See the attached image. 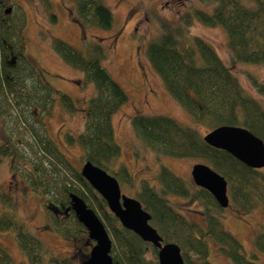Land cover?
Masks as SVG:
<instances>
[{
  "label": "trees",
  "instance_id": "16d2710c",
  "mask_svg": "<svg viewBox=\"0 0 264 264\" xmlns=\"http://www.w3.org/2000/svg\"><path fill=\"white\" fill-rule=\"evenodd\" d=\"M47 11L51 0H40ZM78 19L83 25L109 30L114 25L112 10L102 0H76ZM203 6L186 11L180 22L161 24L163 32L147 44L148 59L167 91L193 117L208 127L235 125L249 129L264 140V107L248 94L212 44L200 36H189L195 21L207 26H221L228 37L233 63L264 65V0H198ZM0 0V118L5 138L0 136V164L7 157L16 176L33 189H43L46 207L53 226L63 236H79L86 227L71 206L70 195L82 197L104 221L113 238L111 255L120 264H156L147 257L153 246L125 228L109 209L105 199L84 178L70 159L49 136L43 116L51 114L59 101L70 113L77 107L72 97L54 89L26 55L23 32L25 12L6 13ZM55 20V14L52 15ZM52 45L70 66L84 73L85 80L96 89L85 109V130L78 135L66 134L70 144L84 148L83 160H91L114 175L120 183L134 186V177L125 164L114 163L122 149L115 139L113 116L129 100V95L113 78L102 61L105 49L99 42L88 44L85 54L61 38ZM252 84L264 93V84L251 76ZM137 136L154 152L177 158H199L228 181L232 202L241 211L258 206L264 209V171L247 166L229 152L204 141L198 130L161 114L137 113L132 118ZM157 185L144 179L136 198L152 215L151 224L164 242L181 247L186 264H212L209 260L210 239L233 264H259L258 255L249 258L243 244L214 213L222 209L205 188L185 180L169 167L161 165ZM55 197L54 201L51 197ZM202 201L206 226L189 220L172 204L170 197ZM50 201V203H49ZM52 201V202H51ZM0 231H12L27 261L17 262L0 242V264H45L47 248L41 238L15 217L14 197L0 186ZM51 204V205H50ZM257 249L264 254V229L254 237ZM158 254V249L154 248ZM50 264H74L70 257L52 256Z\"/></svg>",
  "mask_w": 264,
  "mask_h": 264
},
{
  "label": "rangeland",
  "instance_id": "374dc122",
  "mask_svg": "<svg viewBox=\"0 0 264 264\" xmlns=\"http://www.w3.org/2000/svg\"><path fill=\"white\" fill-rule=\"evenodd\" d=\"M51 1V11H47L40 0H3V3L5 8L12 9L11 14L25 12L23 39L28 59L56 91L69 94L79 109L70 113L56 101L51 114L43 116L44 126L59 149L81 171L85 162L84 148L80 144L68 143L65 136L68 133L78 135L85 130L86 119L82 109H85L89 100L95 96L96 89L92 82L85 80L82 71L73 68L61 58L52 45L53 39L61 38L85 54L88 53L89 43L99 42L106 53L103 65L129 95V100L113 116L115 139L122 149L114 165L125 164L135 183L134 186L120 183L122 193L136 198V191L144 179L152 184H159L161 165L169 167L177 175L194 183L191 174L193 165L208 163L199 158H177L154 152L137 136L132 118L137 113L170 116L181 124L198 130L202 136L213 129L196 122L193 115L172 97L146 53L147 44L162 34L161 24L164 20H170L174 25L180 22L186 11L203 5L198 0H102L112 10L115 18L112 28L104 30L95 25L80 23L76 0ZM53 14L55 20L52 19ZM188 32L189 36H200L212 44L224 62L231 66L247 93L257 98L264 107V93L255 88L250 78L254 76L264 84V65L241 61L233 63L228 37L221 26H207L195 21ZM5 125L4 119L0 118L2 138H5L6 134ZM262 169L264 171V168ZM24 179L13 173L7 157L2 159L0 186L16 201L15 217L24 222L30 232L43 240L47 248L45 264H50L48 261L52 256L70 257L74 264H83L93 243L88 230L81 232L79 236L70 237L57 232L46 207L47 198L43 189H33ZM54 198L51 197V200L54 201ZM170 199L173 206L189 220L206 226L202 215V201L173 196ZM0 207L3 205L0 204ZM214 213L222 221L224 228L240 240L246 255L249 258L258 255L255 261L264 264V254L254 243L255 235L264 229L263 207L241 211L230 197L229 206L214 209ZM0 242L17 262L27 261L14 232L0 231ZM209 247V260L212 264H233L220 252L214 240L210 239ZM154 248H147V257L158 262V254Z\"/></svg>",
  "mask_w": 264,
  "mask_h": 264
},
{
  "label": "water",
  "instance_id": "95a60500",
  "mask_svg": "<svg viewBox=\"0 0 264 264\" xmlns=\"http://www.w3.org/2000/svg\"><path fill=\"white\" fill-rule=\"evenodd\" d=\"M11 11V8L6 9V13ZM203 139L209 145L229 152L249 167L264 168V140L245 127L220 125L210 130ZM81 174L105 199L109 209L125 228L158 249L156 264H186L181 247L177 243L164 242L158 229L150 222V212L137 198L122 193L121 184L114 175L91 160L83 163ZM191 174L194 183L207 189L222 208L229 206L228 181L224 176L205 163L194 164ZM70 197V208L93 241L90 254L83 264H120L111 255L113 238L104 221L82 197L73 193Z\"/></svg>",
  "mask_w": 264,
  "mask_h": 264
}]
</instances>
